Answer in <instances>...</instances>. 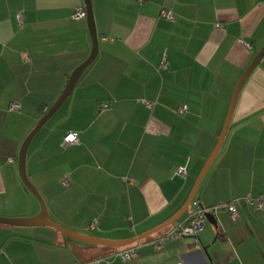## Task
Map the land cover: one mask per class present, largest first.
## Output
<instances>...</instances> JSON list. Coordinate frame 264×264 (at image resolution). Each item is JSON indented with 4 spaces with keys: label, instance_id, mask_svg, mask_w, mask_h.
<instances>
[{
    "label": "crops",
    "instance_id": "obj_1",
    "mask_svg": "<svg viewBox=\"0 0 264 264\" xmlns=\"http://www.w3.org/2000/svg\"><path fill=\"white\" fill-rule=\"evenodd\" d=\"M92 6L98 55L34 137L40 135L27 158L53 221L125 241L167 223L187 203L236 85L264 46V0H92ZM77 7L84 0H0V217L40 212L21 180L18 157L92 51L87 18L72 19ZM74 132L78 142L65 145ZM181 167L185 176L177 175ZM66 175L70 184L63 187ZM261 193L264 57L242 86L222 147L193 200L209 207ZM193 200L177 222L189 216ZM238 211L233 220L222 210L218 227L207 221L198 236L160 248L152 242L174 225L114 248L49 226L0 224V264H264V208L241 201ZM134 245L138 257L122 259L120 252Z\"/></svg>",
    "mask_w": 264,
    "mask_h": 264
},
{
    "label": "water",
    "instance_id": "obj_2",
    "mask_svg": "<svg viewBox=\"0 0 264 264\" xmlns=\"http://www.w3.org/2000/svg\"><path fill=\"white\" fill-rule=\"evenodd\" d=\"M84 3H85V8L87 10V23H88V27H89V30H90V33L92 36V40H93L92 51H91L89 57L74 69V71L69 76L67 84H66L64 90L62 91L61 95L59 96V98L53 103V105L50 107V109L41 117V119L38 121L36 126L28 134V136L26 137V139L24 140V142L22 144V147H21L20 153H19V157H18V169H19V174H20L21 180L24 183V185L26 186V188L39 201L40 206H41V211L37 215L31 216V217H16V218L0 217V224L11 225V226H20V227L49 226V227L57 229L58 231L62 232L65 235H69V236L75 237V238L80 239V240L88 241V242L95 243V244L110 246V247H114V248H119V247L131 245L137 241H140L144 238H147L150 235L155 234V233L169 227L170 225H175L177 220L180 218V216L185 211L189 210L190 204H191V202H192V200L196 194V191L198 189V186L200 185V182L202 181L205 173L209 169L210 165L212 164V162L214 161V159L216 158L217 154L219 153V151L222 147V144H223L224 139L227 135V132L229 130V127H230V124H231V121L233 118V114H234L235 107L237 104L238 96L240 94L242 86L244 85L245 81L248 79L250 74L253 72V70L257 67L259 62L264 57V46L260 50V52L256 55V57L253 59V61L250 63V65L247 67V69L243 73L242 77L240 78L239 82L237 83L233 97H232V101L230 104L229 112H228L223 130L221 132V135L219 136L217 145H216L212 155L210 156V158L206 162V164H205V166H204V168H203V170L199 176V179L197 181V184H196L193 192L191 193L187 203L181 209V211H179V213L174 218H172L170 221H168L167 223L153 229L152 231L146 233L145 235H142V236L130 239V240L113 241V240L102 239V238H98V237H94V236H90V235H85V234H81V233L75 232L73 230H70L66 227H63L62 225L56 223L55 221H53L50 218L46 203L44 201V198H43L42 194L40 193V191L38 190V188L35 186V184L30 180V178L27 174V170H26V158H27L28 150H29V147L31 145L32 140L37 135V133L47 124V122L55 115V113L60 109V107L65 103V101L68 99V97L73 92V90H74L75 86L77 85V83H78L81 75L83 74V72L96 59V57L98 55L99 38H98L97 29H96L92 0H84ZM207 221L213 223L216 227L219 226V222H218L217 218L211 213L207 214Z\"/></svg>",
    "mask_w": 264,
    "mask_h": 264
},
{
    "label": "built area",
    "instance_id": "obj_3",
    "mask_svg": "<svg viewBox=\"0 0 264 264\" xmlns=\"http://www.w3.org/2000/svg\"><path fill=\"white\" fill-rule=\"evenodd\" d=\"M143 1V0H140ZM162 16L167 19L173 18V13L169 10H163ZM21 19V16L18 17ZM87 18V10L85 7H77L75 12L72 14V19L75 21L84 20ZM220 25V24H219ZM247 46H250L249 43H246ZM148 106H152L153 103L146 102ZM108 102L101 103V108H109ZM12 109H17V104H12ZM186 111L185 107H182L179 109L180 113H184ZM78 133H69L64 138V144H73L77 143ZM71 137V139H69ZM187 173V167H181L177 171V175L179 176H185ZM123 180L129 184L133 183L134 179L132 177H124ZM62 184L65 187H68L70 184L69 176L66 175L65 178L62 180ZM243 201L251 205L254 209L260 210L264 208V193H261L257 196H239L234 199H232L229 202L222 203L219 205L214 206H204L200 199H194L193 200V209L189 216L184 219L183 221L177 222L168 232L158 237L156 240H154L152 243L155 248L162 247L165 243L173 241L175 239H185L186 237H196L198 236V233L202 231L205 228L206 222H207V214L211 213L216 218L218 217L220 211L226 210L232 217L233 220L239 219V211H238V204ZM98 225V220H94L90 223L91 228H95ZM137 245L130 246L128 248H125L120 252V256L125 261H130L138 257V251H137ZM87 264H102L101 261H92Z\"/></svg>",
    "mask_w": 264,
    "mask_h": 264
},
{
    "label": "rangeland",
    "instance_id": "obj_4",
    "mask_svg": "<svg viewBox=\"0 0 264 264\" xmlns=\"http://www.w3.org/2000/svg\"><path fill=\"white\" fill-rule=\"evenodd\" d=\"M57 113V112H56ZM55 113V114H56ZM59 113V112H58ZM50 121H52L51 119L48 121V123L46 124V126L50 123ZM45 126V127H46ZM45 127H43L42 129H41V131L45 128ZM40 131V132H41ZM39 137H40V135L34 140V142L32 141L31 142V145H30V150H28V154L30 153H32L33 151H34V146L37 144V141H38V139H39ZM26 170H27V174H28V176H29V178H30V180L35 184V186L37 187V181L35 180V178L33 177V175H32V172H31V169H29V162H28V158H26ZM62 186L63 187H65L63 184H62ZM38 188V187H37ZM38 190H39V188H38ZM29 191V190H28ZM40 191V190H39ZM29 193L32 195V197H34V199L36 200V202L38 203V205H39V208H40V211H41V206H40V203H39V201L37 200V198L29 191ZM40 193L42 194V196H43V198H44V201H45V203H46V206H47V209H48V212H49V216H50V209H49V205H48V203H47V200L45 199V196L43 195V193L40 191ZM51 218V217H50ZM107 247H110V246H107Z\"/></svg>",
    "mask_w": 264,
    "mask_h": 264
},
{
    "label": "snow or ice",
    "instance_id": "obj_5",
    "mask_svg": "<svg viewBox=\"0 0 264 264\" xmlns=\"http://www.w3.org/2000/svg\"><path fill=\"white\" fill-rule=\"evenodd\" d=\"M69 139H71V137Z\"/></svg>",
    "mask_w": 264,
    "mask_h": 264
}]
</instances>
